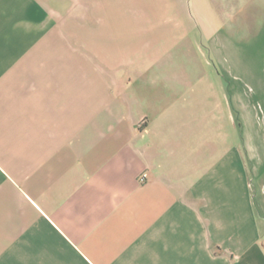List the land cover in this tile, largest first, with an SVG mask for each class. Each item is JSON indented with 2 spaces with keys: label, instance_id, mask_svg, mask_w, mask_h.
<instances>
[{
  "label": "crops",
  "instance_id": "obj_1",
  "mask_svg": "<svg viewBox=\"0 0 264 264\" xmlns=\"http://www.w3.org/2000/svg\"><path fill=\"white\" fill-rule=\"evenodd\" d=\"M162 2L0 0V264H264L248 108Z\"/></svg>",
  "mask_w": 264,
  "mask_h": 264
},
{
  "label": "rangeland",
  "instance_id": "obj_2",
  "mask_svg": "<svg viewBox=\"0 0 264 264\" xmlns=\"http://www.w3.org/2000/svg\"><path fill=\"white\" fill-rule=\"evenodd\" d=\"M185 1V14L183 0H164L160 8L136 14L137 26L169 27L171 33L192 28L175 43L170 42L169 58L209 61L219 86H228L236 97L244 98L248 108H244L248 118L245 133L259 173L254 179L255 203L264 217V0H246L240 12H232L230 0ZM126 37H122L123 45L130 43ZM144 37L134 34L133 44H143ZM249 164L253 175V165Z\"/></svg>",
  "mask_w": 264,
  "mask_h": 264
},
{
  "label": "built area",
  "instance_id": "obj_3",
  "mask_svg": "<svg viewBox=\"0 0 264 264\" xmlns=\"http://www.w3.org/2000/svg\"><path fill=\"white\" fill-rule=\"evenodd\" d=\"M145 177H146V174L143 175V178H145Z\"/></svg>",
  "mask_w": 264,
  "mask_h": 264
}]
</instances>
